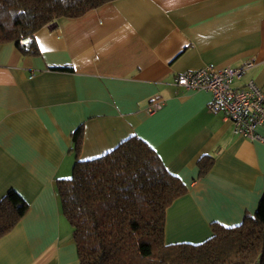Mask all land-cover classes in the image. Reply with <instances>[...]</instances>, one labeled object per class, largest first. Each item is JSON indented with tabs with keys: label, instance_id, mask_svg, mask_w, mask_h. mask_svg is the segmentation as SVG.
<instances>
[{
	"label": "crops",
	"instance_id": "0c3cea01",
	"mask_svg": "<svg viewBox=\"0 0 264 264\" xmlns=\"http://www.w3.org/2000/svg\"><path fill=\"white\" fill-rule=\"evenodd\" d=\"M37 57L0 45V199L15 191L28 210L0 237V264H79L54 183L79 160L135 136L187 193L166 211L168 244H197L210 224H241L264 193V144L235 137L210 93L173 85L176 75L213 64L246 70L264 92V0H113L35 33ZM70 67L69 71L50 67ZM152 101L161 107L153 113ZM264 136V130L259 131ZM214 164L198 178L196 162Z\"/></svg>",
	"mask_w": 264,
	"mask_h": 264
},
{
	"label": "trees",
	"instance_id": "16d2710c",
	"mask_svg": "<svg viewBox=\"0 0 264 264\" xmlns=\"http://www.w3.org/2000/svg\"><path fill=\"white\" fill-rule=\"evenodd\" d=\"M113 0H0V45L37 57L35 33L58 19H77ZM28 38V43L20 40ZM69 71L70 67H50ZM71 176L54 183L61 215L72 229L79 264H264V193L241 224H210L204 241L168 244L166 211L187 193L158 154L135 136L90 160H79L82 128L72 134ZM214 164L196 162L198 178ZM28 204L13 190L0 199V237L23 218Z\"/></svg>",
	"mask_w": 264,
	"mask_h": 264
},
{
	"label": "built area",
	"instance_id": "2783aa9c",
	"mask_svg": "<svg viewBox=\"0 0 264 264\" xmlns=\"http://www.w3.org/2000/svg\"><path fill=\"white\" fill-rule=\"evenodd\" d=\"M27 43L28 38L20 40L21 45ZM252 65L249 62L237 68H219L207 64L198 70L176 75L172 83L185 91L201 90L210 93L209 112L222 113L223 119L230 122L235 137L264 144V136L259 132L264 130V92L253 80L240 87L235 85ZM160 107V101H152L147 110L153 113ZM250 264L259 263L255 261Z\"/></svg>",
	"mask_w": 264,
	"mask_h": 264
}]
</instances>
